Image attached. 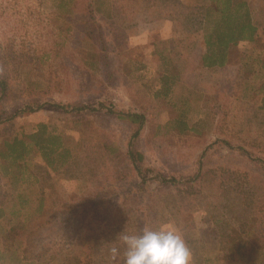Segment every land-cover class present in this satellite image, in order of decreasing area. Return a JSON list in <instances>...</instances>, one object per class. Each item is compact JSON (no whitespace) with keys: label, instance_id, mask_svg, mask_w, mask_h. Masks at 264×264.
<instances>
[{"label":"rangeland","instance_id":"rangeland-1","mask_svg":"<svg viewBox=\"0 0 264 264\" xmlns=\"http://www.w3.org/2000/svg\"><path fill=\"white\" fill-rule=\"evenodd\" d=\"M59 1L0 0V148L47 122L74 149L58 169L32 152L38 181L18 188L0 158V264H123L119 236L162 223L190 264L264 261V0L260 39L217 69L197 62L208 0ZM117 110L146 115L138 135Z\"/></svg>","mask_w":264,"mask_h":264},{"label":"trees","instance_id":"trees-1","mask_svg":"<svg viewBox=\"0 0 264 264\" xmlns=\"http://www.w3.org/2000/svg\"><path fill=\"white\" fill-rule=\"evenodd\" d=\"M68 1L60 0L58 5L60 7H66L67 5V7H71L75 3V0ZM205 5L200 12L192 10V14L196 18L199 19L200 16L199 25L203 31V51L200 52L197 62L203 68L217 69L230 62L231 50L240 42L245 40L257 42L260 39L261 28L254 20L251 5L248 0H208V4L206 3ZM262 68L264 70V59L262 60ZM178 77L177 73L174 75H162V87L164 86L165 92H163L165 94L171 91V85L178 80ZM0 87L2 90L6 88L3 79L0 80ZM56 106L59 107L58 104ZM71 107L72 110L80 111L90 106L73 105ZM262 107H264V98ZM116 112L120 119L128 120L138 125V129L135 132V135H138L139 131L145 125L146 115L142 112H128L125 110H117ZM176 121L180 124V131L189 129L183 114ZM32 138L30 141L19 137L6 139L0 148L2 165L8 169L9 173H13L12 183L14 188H18L20 185H24V183H32H29L30 179H34L33 183L34 181H38L30 172L26 163L27 157L32 152H40L44 161L55 169L67 165L68 161H71L72 157H74V149L67 144L68 139L66 135L57 132L52 124L47 122L38 124L37 130L32 135ZM104 147L110 152L117 151L118 149L113 148L112 143H107ZM128 153L136 170L142 174L145 181L146 175L143 173L140 164L143 155L135 150H128ZM12 167L15 170L14 172L10 171ZM155 177L163 183L175 184L177 181L175 176L163 178L162 175L158 174ZM19 197L22 199V193H20ZM257 264H264V261H260Z\"/></svg>","mask_w":264,"mask_h":264},{"label":"clouds","instance_id":"clouds-1","mask_svg":"<svg viewBox=\"0 0 264 264\" xmlns=\"http://www.w3.org/2000/svg\"><path fill=\"white\" fill-rule=\"evenodd\" d=\"M124 246L123 264H190L191 252L183 236L168 223L144 227L137 233L119 236ZM115 259L119 249H111Z\"/></svg>","mask_w":264,"mask_h":264},{"label":"crops","instance_id":"crops-1","mask_svg":"<svg viewBox=\"0 0 264 264\" xmlns=\"http://www.w3.org/2000/svg\"><path fill=\"white\" fill-rule=\"evenodd\" d=\"M182 1H186V0H182Z\"/></svg>","mask_w":264,"mask_h":264}]
</instances>
